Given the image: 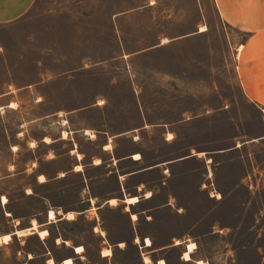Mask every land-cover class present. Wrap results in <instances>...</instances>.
<instances>
[{"label": "rangeland", "instance_id": "obj_1", "mask_svg": "<svg viewBox=\"0 0 264 264\" xmlns=\"http://www.w3.org/2000/svg\"><path fill=\"white\" fill-rule=\"evenodd\" d=\"M26 3L0 21V264H264L245 35L213 0Z\"/></svg>", "mask_w": 264, "mask_h": 264}, {"label": "crops", "instance_id": "obj_2", "mask_svg": "<svg viewBox=\"0 0 264 264\" xmlns=\"http://www.w3.org/2000/svg\"><path fill=\"white\" fill-rule=\"evenodd\" d=\"M26 2L27 0H0V21L3 22L15 18L21 13L19 11L26 6ZM213 4L217 15L225 25L245 35V39L241 44L242 49L240 53H237V56L238 54L241 55V59L238 60L237 58L236 61V68H240L239 82L249 100L264 103V0H213ZM239 145V143L236 144V146ZM134 155L131 158L134 161L138 160L139 158L135 159ZM78 165L76 164L74 166L75 170ZM150 168H153V166L147 169ZM138 172L140 170L130 172L128 175ZM39 177L44 176L39 175L38 179ZM145 195L146 193L144 197H146ZM125 198L123 200L124 203Z\"/></svg>", "mask_w": 264, "mask_h": 264}, {"label": "bare ground", "instance_id": "obj_3", "mask_svg": "<svg viewBox=\"0 0 264 264\" xmlns=\"http://www.w3.org/2000/svg\"><path fill=\"white\" fill-rule=\"evenodd\" d=\"M204 31H206V26H201V27L199 28V32H204ZM166 42H167V41H166ZM13 105H14V104H13ZM9 106H12V103H11ZM10 108H11V107H10ZM62 135H63V137H65L66 132L63 131V132H62ZM46 141H48V139H46ZM106 146L109 147V145H106ZM13 149H16V147L14 146ZM77 156H78V158L81 157L80 154H77ZM134 158H135V159L140 158V157H139V154H135V155H134ZM96 163H99V161L97 160ZM80 168H81V166H76V170H80ZM61 175H63V174H61ZM149 193H150V192H147L145 196H146V197L150 196ZM1 201H2L3 204H5V203L7 202V198H6L5 196H1ZM112 201H113V200H110L111 203H112ZM137 201H138V197H136V196H130V197H126V198H125V203H126V204H135ZM71 214H72L71 212H67V213L64 214V215H65L64 217H70ZM7 215H9L8 212H7ZM47 217H48V222H53V221H55V220H56V213H55V211H54L53 209L48 210V212H47ZM131 218H132L133 220H135V219L137 218V216H136L135 214H131ZM36 229H37V226H36V225H33V226H31V227H27V228H24V229H17V230H15V231L13 232V234L20 235V233H24V235H25V234L30 233V231H32V230H36ZM144 243H145V246H146V247L151 246L150 239H148V238L145 239ZM120 245H122V243H121ZM74 252H75V251H74ZM105 252H107V253H109V254H108V255H104ZM76 254H77V253H76ZM79 254H81V253H79ZM109 255H111V249H110V248H105V249H103V251H102V256L106 257V256H109ZM72 263H73V261H72L71 258H66V259H64V261L62 262V264H72ZM23 264H26V263H23Z\"/></svg>", "mask_w": 264, "mask_h": 264}, {"label": "snow or ice", "instance_id": "obj_4", "mask_svg": "<svg viewBox=\"0 0 264 264\" xmlns=\"http://www.w3.org/2000/svg\"><path fill=\"white\" fill-rule=\"evenodd\" d=\"M149 195H151L150 193H149ZM113 203H115V201H113ZM69 218H71V217H69ZM20 235H24V233H20ZM46 235H48V233H41V238H43L44 236H46ZM5 239H7V238H5ZM58 243H59V241H57ZM195 247V245H191L190 246V248H189V250L191 251V249L192 248H194ZM80 251H83V249H77V252H80ZM109 253H107V252H105L104 253V255H108ZM186 259H187V257H185Z\"/></svg>", "mask_w": 264, "mask_h": 264}]
</instances>
